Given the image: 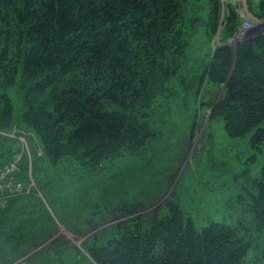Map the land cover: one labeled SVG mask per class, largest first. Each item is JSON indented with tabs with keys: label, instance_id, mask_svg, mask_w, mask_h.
I'll return each mask as SVG.
<instances>
[{
	"label": "trees",
	"instance_id": "trees-1",
	"mask_svg": "<svg viewBox=\"0 0 264 264\" xmlns=\"http://www.w3.org/2000/svg\"><path fill=\"white\" fill-rule=\"evenodd\" d=\"M246 1L263 21L264 0ZM243 23L232 0H0V132L25 137L37 182L0 206V243L11 247L0 257L20 258L52 231L32 203L62 183L65 167L95 180L119 159L138 160L161 138L158 122L179 98L210 112L209 121L222 118L233 138L253 133L250 145L260 149L264 31L228 44ZM201 29L205 53L196 42ZM217 35L222 42L214 47ZM192 120L193 134L199 119ZM21 150L20 140L0 133V166ZM259 184L250 226L214 221L199 228L169 199L147 222L125 220L83 248L95 264H264V165ZM20 199L28 217L6 216L20 210ZM38 223L44 230L34 229Z\"/></svg>",
	"mask_w": 264,
	"mask_h": 264
},
{
	"label": "rangeland",
	"instance_id": "rangeland-1",
	"mask_svg": "<svg viewBox=\"0 0 264 264\" xmlns=\"http://www.w3.org/2000/svg\"><path fill=\"white\" fill-rule=\"evenodd\" d=\"M232 2L244 23L243 32L228 44L235 45L264 31V20L253 16L246 0ZM247 21L252 25L249 29H245ZM196 42L201 43V52L205 53L209 43L202 29ZM221 42L217 35L212 46ZM175 103L173 111L158 122L161 138L138 160L119 159L114 168L95 180L65 167L62 183L41 190L32 203L37 208L34 216L40 218L43 214L40 220L47 222L52 231L47 233L38 223L34 229L44 233L37 240V248L27 249L28 244L20 247L27 249L24 256H2L0 264H95L83 248L85 242L125 220L142 216L147 222L150 213L169 199L178 202L199 228L214 221L252 225L261 193L264 144L260 149L251 147L253 133L241 138L229 136L223 119L209 121L210 112L204 114L191 98H179ZM194 117L199 121L192 134ZM38 154L42 155L40 148ZM7 159L4 156L2 161ZM28 170L25 156L20 164V175L25 179ZM28 190L22 194H28ZM26 203L22 201L16 208H20L19 213L12 214L13 211L6 216L20 214L22 219L27 218L30 206ZM125 204L138 206L139 211L124 214L119 208ZM89 221L96 225L92 230ZM1 250L8 254L11 247L0 243V253Z\"/></svg>",
	"mask_w": 264,
	"mask_h": 264
},
{
	"label": "built area",
	"instance_id": "built-area-1",
	"mask_svg": "<svg viewBox=\"0 0 264 264\" xmlns=\"http://www.w3.org/2000/svg\"><path fill=\"white\" fill-rule=\"evenodd\" d=\"M245 29L252 27L250 21L245 22ZM2 135L15 138L21 141L22 150L14 155L13 159L7 164L0 166V206L5 207L8 205L9 200L22 192H24L26 182L20 176V164L27 154L29 156V171H28V189L35 187V181L32 175V159L30 155V147L25 137L16 134L15 132L5 133L0 132Z\"/></svg>",
	"mask_w": 264,
	"mask_h": 264
}]
</instances>
